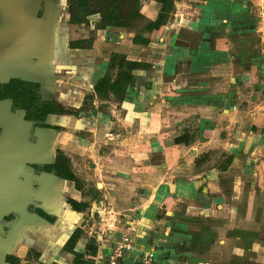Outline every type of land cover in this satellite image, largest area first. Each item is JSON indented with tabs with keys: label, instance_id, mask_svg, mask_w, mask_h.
<instances>
[{
	"label": "crops",
	"instance_id": "obj_1",
	"mask_svg": "<svg viewBox=\"0 0 264 264\" xmlns=\"http://www.w3.org/2000/svg\"><path fill=\"white\" fill-rule=\"evenodd\" d=\"M40 1L38 3L36 0V6L31 0H0V56L8 54L10 58L5 67L0 62V82L3 78L10 80L14 76L49 87L60 85V92L68 98L67 102L79 104V100L76 101L75 98L92 94L94 85L106 72L109 55L119 53L148 66L145 70L134 73V82L120 102L121 111H126V114L128 112L125 107L129 106L137 112L155 104L173 109L172 97L185 95L192 100L193 94L197 96L214 86L226 88L230 84L233 89L226 94L228 98L233 96L240 101V97L244 96L249 102L248 109L254 106L250 114L252 122L226 124L224 128L215 126L213 130L207 127L202 132V139L197 136V142L210 150L221 148L229 155L233 154L232 151H239L238 155L244 154L245 160L233 159L232 166L226 171L217 172L213 167L193 170L191 165H187L192 164L194 159L191 158L190 149L184 144L178 147L169 145L168 153L164 151L163 157L157 156L154 151L153 146L158 143L149 142L154 155L149 158V154L145 152L150 149H143L145 144L139 143V140L133 145L132 141L137 138L131 137L121 139L125 140L129 148H126V152H120L122 157H118L120 159L115 160L112 166L103 163L102 157L98 158L102 171L99 174L95 172V175L105 179L99 183L101 187L97 190L101 197L98 206L102 210L122 215L118 221L115 217H107V224L102 222L108 231H113V238L108 239L116 241L125 225L136 224L132 237L133 249L125 254L120 264H137L142 254L147 252L153 253L154 264H241L243 256H248L249 262L251 259L254 261L258 249L255 244L257 232L253 209L249 208L251 204L246 211L241 209L243 196L240 191L241 185L251 180L260 178L258 184L264 183L262 134L250 131L252 127L262 129L264 125V74L260 71L261 79L256 75L257 65L264 63V36L261 37L258 52L256 50L251 54L247 44L248 51L244 60L236 52L232 53L230 59L213 54L225 53L226 48H236L237 45L229 41L231 38L238 37L244 43L243 39L250 36L243 32L226 33V36L220 34L224 30L228 32L231 27L225 26V14L228 11L239 17L247 14L244 13L247 2L179 0V9L172 13L167 24L151 33H137H143L149 40L146 46L131 42L134 36L132 29L111 28L96 31L98 38L90 48L71 50L69 32L75 33L77 28L68 21L70 15L77 16L81 10L71 8L70 0ZM154 5L156 3L149 0L139 7V14L148 21H154L160 11ZM234 7L238 8L232 10ZM261 7L259 19L264 23V6ZM39 10L44 12L41 19L36 15ZM93 14H96L95 10ZM206 15L212 19L218 16L220 19L221 16L220 21H216V27H209L204 19ZM217 26H223L220 33ZM262 27L264 28V24ZM102 31L103 38L99 34ZM50 47L54 52L50 51ZM208 48L214 51L208 54ZM233 61H236L238 67L246 65L250 72L242 74L240 71L230 76L229 67H236ZM262 68L264 69V65ZM76 73L80 76H76ZM253 73L256 75L254 78L251 77ZM77 78L79 80L76 83ZM261 95L262 99L251 101V98ZM92 101L96 103L94 117L90 119L94 124L92 132L81 137V134L74 136L64 129L60 133L36 129L33 134L35 146L34 141L29 139V128L25 124L17 123L16 118H12V121L10 117L0 116V122L6 120L8 123L6 128H1L0 135V264H73V252L82 254L93 238L90 231L87 235L84 234L86 228L83 215L73 211L67 203L68 199L82 201V191L75 188L74 182L61 179L53 172L36 174L27 165L29 162L53 163L52 148H61L70 159L73 171H77L79 157L82 156L78 149L86 150L91 146L88 149L91 153L96 144L99 146L103 141L105 144L107 142L106 145L112 144L114 140L116 143L120 141V137L110 134L108 130L113 122L118 124L119 120L114 116L115 110L105 115L97 105L109 104L108 101L97 97L92 98ZM201 103H206V100H201ZM188 106L191 105L184 103L185 110L192 108ZM3 107H0V111L12 113L9 102ZM126 114L124 118L128 115ZM87 118L92 117L89 115ZM125 123V120L119 122ZM136 124L140 126L137 122ZM99 128L108 134L97 139ZM230 128L231 133L227 134L231 138L225 137V131ZM42 136L46 139L41 138ZM55 136V145L49 146L52 141L47 139ZM88 136H92L91 142ZM123 144L124 142L121 143ZM41 145L46 147L44 153ZM198 154L196 153L197 157L200 156ZM178 155L187 164L175 169L173 165L177 162ZM88 157L91 159L92 154ZM206 162L207 159H204L197 167ZM227 177L236 179L233 188L229 190L224 189L222 184V178ZM261 189L264 191L263 187ZM34 209L42 210L54 221L40 217L34 213ZM130 213H134L135 218H131ZM90 214L93 216L92 212ZM77 228L83 233L81 232L72 252L67 251L66 242ZM112 242L108 240L97 246L96 254L100 252L107 255ZM261 252L260 255L264 258V253ZM96 254L86 258L93 262ZM251 264H257V261Z\"/></svg>",
	"mask_w": 264,
	"mask_h": 264
},
{
	"label": "rangeland",
	"instance_id": "obj_2",
	"mask_svg": "<svg viewBox=\"0 0 264 264\" xmlns=\"http://www.w3.org/2000/svg\"><path fill=\"white\" fill-rule=\"evenodd\" d=\"M136 1L139 2L138 7L136 6L137 4ZM148 1L149 0H118L119 4L113 6V8H116L115 10L121 14V17L123 18V20L125 21L127 20V22L129 23L130 29L134 31V36L137 35V33L140 30H143V28L145 27V22L140 19V14L138 13V11L142 7V5ZM244 1L247 2L246 4L247 9H246V12H244L247 14L239 17V16H236L235 13H231L230 11H228L225 14V18L227 21L225 26L226 25L231 26L230 29L227 30L228 32L224 30L225 32L224 33L220 30L221 27L223 29V26L221 27L217 26V27H219L218 29L219 33L221 31L220 34H225V36H226V33L232 34L231 32H235V34H239L240 32H243V34L249 33L250 36H247L243 39L245 40L244 43H242L238 39V37L236 38L238 41L231 38L229 41L236 44L237 46L236 48H232V49L226 48L225 53H221V52L216 53V52H213L214 51L213 49L208 48L206 49V51H208V54L210 52H213L214 55L218 54V56H223L226 59H230L232 53L236 52V54L240 53V55L242 56V60H244V55L248 51L247 44H249L250 46L251 54L253 52L255 53L256 50L258 52V48H260L261 46V37L264 36V28L262 27L264 23L261 22L259 19L261 18V14H262L261 6H264V0H255V1L244 0ZM150 2H155L159 10H161L162 4L158 0H152V1L150 0ZM156 5H154L155 8H156ZM101 8H102V4L100 0H94V1L92 0L90 10H95L96 14L85 15L84 13H82V11H80L81 13L78 12L79 14L77 13L80 16V18L83 19V21L79 25V28H77L76 26L77 29H81V35L77 34L76 32L77 29L75 30V33L69 32L70 33L69 36H71V38L69 37L70 40H73L74 42H76L79 38H81L82 40L84 39V37L87 38L91 36L90 37L91 41H94L95 39L98 38L96 31L100 30L101 28L104 30H108L111 28L116 29V27H104L103 28L102 23L104 22V20L102 18H104V12L103 13L98 12ZM237 8L238 7H234L232 10H236ZM176 9H179V2L173 1L171 12L172 13L177 12ZM149 10L151 11L152 9H149ZM131 15H135V16L131 18L129 17ZM94 16H97V17L95 18ZM142 18H144V16H142ZM169 18H167V20ZM218 18L215 17L214 19H212L209 15L208 16L206 15V17H204V19H206L207 22L209 23V27L210 26L216 27V23H217L216 21L219 22L221 19V16H220V19ZM144 20L146 21V19ZM93 26H97L95 27L96 30L94 29L91 31V28ZM232 27H235V28H232ZM69 28L72 29L73 27H69ZM99 34L103 38V31ZM50 51L54 52L52 47H50ZM262 58L264 62V56H262ZM9 61H10V58H8V54H1L0 62H1L2 67H5L6 63L8 64ZM230 63L232 65V62ZM233 63L234 65H236V67L234 68L229 67L230 76H232V73L238 74L240 71H241L240 73L243 74L244 73L243 69L238 67L236 61H233ZM263 65L264 63H261V64H258L256 67L257 69L256 75L260 79H261L260 71L263 72L262 75L264 74V71H263L264 69L262 68ZM248 72H250V70H248ZM246 73L244 75L248 77V74L246 75ZM114 74L115 73L112 71L109 72L110 76H113ZM75 75L80 76L79 73H76ZM256 75L253 73L251 77L254 78L256 77ZM226 78H228V76ZM78 80L79 78H77L76 83L78 82ZM262 82L264 83V79L262 80ZM231 85L232 84H230V86L226 85V88H224L225 86H223V88L221 87L216 88V86H214V88H210L208 92L200 93L197 96H195L196 94H193L192 100H189L191 98L185 95L176 96L175 98L172 97L171 105L173 109L162 108L163 106H161L160 104L159 105L155 104L151 107L146 106V109H144V111L140 110V112L139 111L137 112L136 110H134V108L131 109L129 106V107H125L128 112L127 113L128 115H127L126 111L125 112L121 111L120 102H119L120 98H117V97L108 98V100L106 101H108L109 104H103L102 106L97 105L98 109L101 110L100 112L105 113V115L110 114L111 110H115L116 114L114 116L118 118L119 120L118 124H114L116 122H113V124L108 130L110 131V134H114L120 137V141H117L116 143V140H114L113 142H111L112 144L108 143V145H106L107 142L105 144L103 141L100 143L101 145L99 146L98 144H96L94 149L91 150V153L90 151H88V149L91 146L88 147L86 150L78 149V151L82 153V156L79 157L80 158V165L78 167L79 170L73 171V167H72V171L74 175L81 181V184H82V190H81L82 199L81 200L89 204V207L86 210H84L83 213H81V216L83 215L84 226L86 228L84 230L86 231L84 234L87 235L89 231L92 232L90 235L93 238L90 237L91 239L89 242H94L96 247L101 245L102 243L107 242L108 240H110L111 242V239H108V238H113V234H112L113 231L111 230L108 231L107 226L104 225L105 223L107 224L106 218L115 217L116 220L118 221V218L122 217L121 214L114 213V212L110 213L109 210H102L100 209V206H98L99 204L98 202L101 200V197L99 196L97 190L98 188L101 187L99 183L105 179L100 178L99 176L95 175V172L99 174V172L102 171V168H101L102 164H99L100 162L98 158L102 157L103 159L101 160H104L103 163H105L106 165L112 166L116 162L115 160L120 159L118 158L121 156L120 152H126V148H129L128 145L125 144V140L122 141L121 139L123 138L128 139L130 137L137 138L134 141H132L133 145L137 142L136 140H139V143L141 144H145L143 149H147V150L150 149L149 151L145 153H148L149 154L148 157L151 158L152 157L151 155H153L151 153L153 150L151 143H154V142L158 143L156 144V146H153L154 151L157 152V156L161 155L164 157V151L168 153V148L170 146L178 147L180 145V144L175 143V138L186 134V136L188 137V142L184 146L190 149L192 157L190 156V154L189 156L194 159L192 164H189L187 166L191 165L192 169L195 171H198L199 169L204 170V169L211 168V167L215 168L217 172H219V170L223 171L222 166H224L226 158L229 156H233L234 154L238 156L239 151L238 152L232 151L233 154L229 155L221 148L210 150L208 147L203 146L202 144L197 142V136L198 138L202 139L201 137L203 136L202 132L207 127H211V129L213 130L215 126H217V128H220V127L224 128L226 124L227 125L228 124H247L248 122L253 121V117L250 114H251V111H253L254 106H252V109L251 108L248 109L249 102L247 101L246 97L244 96L240 97V101H238L233 96H231V98L230 96L229 98L228 96H226V94L228 92H231L233 89ZM233 85L235 84L233 83ZM246 85L249 87L248 82ZM56 88H57V85H56ZM247 90L250 91L251 88H247ZM262 97L263 95L258 96V98L255 96V98H251V101L262 99ZM75 99L76 101L79 100L78 103L79 105H81L80 109H82L81 114H84V115L88 114L86 117H89L90 115L92 117L90 119H93L94 117L93 114H95V111H96V109L94 108L96 103L94 104V102L91 99H88L86 96H82L78 98L76 97ZM167 100L168 98L166 99V101ZM201 100H206V103H201ZM187 102L191 104H188ZM5 103L6 102L4 101H0V107L4 108L3 106ZM184 103L187 105H191V106H188V108H191V107L192 108L185 110ZM107 106H108V109H106ZM64 109L67 110V108L65 107ZM200 112H204V113H200ZM125 114L127 116L124 118ZM17 116H20L19 118H21L20 114H18ZM200 116H204V117H200ZM124 120L126 122L125 124H119V122L124 121ZM263 121L264 120H262V122ZM136 122L140 124V126L137 125ZM72 129H73L72 126H70L69 128H66V129L64 128V131L69 132L70 134H74V136H77V133L72 131ZM98 130H100V128ZM103 130H100L97 136V139L98 137L101 138V136H103L106 133L108 134V132H104ZM230 130L231 128L228 131H225L226 132L225 137H230V135L228 136L227 134L229 132L231 133ZM78 134L80 135V133ZM80 136L81 137L83 136V132L81 133ZM238 136L240 137L239 133H238ZM88 137H90V139ZM88 137L86 138L89 139V142H91L93 140L92 136H88ZM41 138H45V136H42ZM47 140L52 141V144H50L49 146L55 145L57 141V136H55V138L50 137ZM147 140H150V141L147 142ZM122 142H124L123 145H121ZM86 143L87 142H85V144ZM61 150L64 154H66V152L63 149ZM55 151L56 150L52 148L51 152H52L53 157H54ZM184 151H187V150H182V152ZM196 153L197 154L199 153L198 155L200 156L197 157ZM90 154H92L91 159H89L88 157ZM180 156L181 155H178L177 162H175V164L173 165L175 169H180L182 168V165L185 164V162L183 161V157H180ZM200 158L207 159V162L205 164H202V166H200L201 168L200 167L198 168L195 162L196 160ZM235 158L236 157H234V159ZM245 159L246 157L244 156V160ZM230 166L232 165L230 164ZM219 167L221 168L219 169ZM259 180L260 178L258 180H251V182H246L241 185L240 192H241V196H243L242 198L243 200L241 203V209L246 211V209H248V205L251 204L249 208L251 207L253 209L254 227L257 232L255 234V242H256L255 244L258 249V251L256 250L258 253H257V256H255L256 260L254 259V261L255 262L257 261V264H264V258L260 255L261 249H262L261 253H264V191L261 189L262 187L264 188V185H263L264 183L263 184L261 183L259 185L258 184ZM235 181L236 179H233L232 177H227L226 179L222 178V184H224V189L227 188L229 190L233 188ZM96 184L98 185L96 186ZM116 184H122V182H116ZM90 212L93 213V216H91ZM126 213L127 215H129L128 212ZM126 213H123V214H126ZM130 214H132L131 218H135L134 213H130ZM102 222H105V223H102ZM134 226L136 228V224H134ZM126 227L127 225L124 226L122 231H124ZM80 231L83 233L82 230ZM132 237H133V233H131L130 235L131 240H132ZM98 239H100V242ZM118 239H119V234L116 237L117 241ZM243 257L241 259V262H242L241 264H251V262H254L252 259L249 262L248 256L246 257L243 256Z\"/></svg>",
	"mask_w": 264,
	"mask_h": 264
},
{
	"label": "trees",
	"instance_id": "obj_3",
	"mask_svg": "<svg viewBox=\"0 0 264 264\" xmlns=\"http://www.w3.org/2000/svg\"><path fill=\"white\" fill-rule=\"evenodd\" d=\"M34 4H36V0H31ZM38 3L41 2L37 0ZM91 1L92 0H70V7L75 8L77 10H81L85 15L92 14L91 8ZM102 4V8L100 12H104V22L107 23L109 26L113 27H127L129 23L127 20H123L121 14L117 12L113 8V6L119 4L118 0H100ZM161 4V10L157 19L154 22H148L147 28L148 29H158L161 27L167 20L169 14L172 11V3L173 1L178 0H158ZM36 4V6L38 5ZM137 3V4H136ZM136 6L138 7L139 2L136 1ZM105 8V9H104ZM37 17H41L42 10H39L36 13ZM135 15H131L129 17L133 18ZM130 19V18H129ZM82 18H71V23H80L82 22ZM135 42L138 41V38L134 39ZM137 63L134 62H125L124 57L121 55H112L109 59V69L118 68V76L116 79L111 80L110 77H104L100 79L95 87V92L100 96H105L106 93L112 92L115 95L119 94L125 89V85L129 83L131 77L126 70H131L136 68ZM122 67H125L126 70H122ZM39 85L37 83L32 82H25L21 79H11L7 83L0 84V101L8 100L12 106L11 112L16 113L17 115H21V119L26 122H32L35 127H42V128H51L57 129L56 127L47 126L44 123L48 114L57 112L53 107L52 103L50 102H40L38 97ZM20 117V116H18ZM253 133H261L262 134V145L264 147V126L262 129H258L256 127H252L250 129ZM181 142H187L185 137L182 135L175 139V143L179 144ZM237 155L229 156L226 158L224 166H222V170L226 171L230 164H232L234 157ZM244 158V154L238 155L235 160ZM205 158H200L196 160V165L202 163ZM36 170L39 171V168L46 173L53 172L56 176L60 177L61 179L68 180L74 182L75 188L77 190H82L81 181L74 175L71 167V162L62 154H59L55 162L51 164H46L43 166H35ZM221 168V167H220ZM68 205L76 212H83L89 207L88 203L84 202H76L73 200H67ZM32 210V208H30ZM34 213L39 215L40 217L51 221L52 219L49 218L42 210L34 209ZM49 218V219H48ZM52 222V221H51ZM81 231L77 228L69 237L66 242L65 248L67 251H71L74 248V245L79 238ZM97 248L94 242H89L86 245V248L82 254L74 253V259L72 261L73 264H94L92 261L88 260L86 257H93L96 254Z\"/></svg>",
	"mask_w": 264,
	"mask_h": 264
},
{
	"label": "flooded vegetation",
	"instance_id": "obj_4",
	"mask_svg": "<svg viewBox=\"0 0 264 264\" xmlns=\"http://www.w3.org/2000/svg\"><path fill=\"white\" fill-rule=\"evenodd\" d=\"M94 1V0H93ZM179 1V0H178ZM92 2V1H91ZM235 5V4H234ZM92 11V14H93V10H91ZM99 13H103V12H100V10L98 11ZM43 10H42V15H43ZM83 13V12H82ZM138 13H139V11H138ZM62 14V13H61ZM92 14H88V15H92ZM42 15H41V17H38V19L40 18H42ZM158 15H159V13H158ZM172 15V12L169 14V16H168V18L170 17ZM72 17H74V18H80V17H78V15L77 16H75V14L74 15H70V17H69V21H68V23L70 24V25H73V26H77V28L79 27V25H80V23L78 22V23H71V18ZM158 17V16H157ZM103 20H104V18H102ZM140 19L141 20H143L144 22H145V27L143 28V30H140V31H142V32H144V33H151L152 31H154V30H159L163 25H165V24H167V22H168V20H166V22L161 26V27H159L158 29H148L147 28V23L148 22H154L153 20L152 21H145L144 20V18H142V15L140 14ZM102 25H103V28L104 27H113V26H109V25H107V23H105V22H103L102 23ZM95 27H97V26H94V28L92 29V30H94L95 29ZM117 28V27H116ZM118 28H123V29H126V30H130V26H127V27H118ZM91 30V31H92ZM96 30V29H95ZM101 30H103L102 28H101ZM76 32H77V34H79V35H81V30L80 31H78V30H76ZM93 32H95V31H93ZM139 33V32H138ZM91 36H89V37H87V38H85L84 37V39H82L81 40V38H79L76 42H74L73 40H70L69 41V47H70V49L71 50H76V49H87V48H90L91 47V45H92V43L94 42V41H91V38H90ZM135 38H138V41L137 42H135L134 41V39ZM234 40H236L237 41V39L236 38H233ZM131 42L133 43V44H136V45H142V46H146V45H148V43H149V40L148 39H146L145 38V36L143 35V33H141L140 35L139 34H137V35H135L134 37H132V39H131ZM116 54H118V55H121V56H123L124 57V60H125V62H134V63H137V66H136V68H134V69H131V70H126V68L125 67H122V70H126V71H128V73H129V75H130V77H131V79H130V81H129V83H127L126 85H125V89L122 91V92H120L119 94H114V93H112V92H108V93H106V95L105 96H100V95H98L96 92H95V90H94V88H93V92H92V94H87L86 95V97L88 98V99H91L92 100V98H94V97H97L98 99H100V100H102V101H106V100H108V98H110V97H117V98H120V101L119 102H122L123 100H124V97H125V95L127 94V91H128V89H129V87H130V85L134 82V80H133V78H134V73L136 72V71H142V70H145L148 66L147 65H145V64H143V63H141V62H138V61H135V60H131V59H128V57L125 55V54H119V53H111L110 55H109V58H108V64H107V68H106V72H105V74L100 78V79H102V78H104V77H110L111 78V80H114V79H116V77L118 76V72H119V70H118V68L116 67V68H114V69H109V59L112 57V55H116ZM240 67L243 69V72H248V70H247V66L246 65H240ZM246 69V70H245ZM110 71H112V72H114L115 74L113 75V76H110L109 75V72ZM12 79H19V78H12ZM99 79V80H100ZM11 80V79H10ZM9 80V81H10ZM21 80H23V79H21ZM98 80V81H99ZM24 81V80H23ZM97 81V82H98ZM25 82H32V83H37V82H35V81H32V80H26ZM96 82V83H97ZM1 84V83H0ZM38 85H39V91H38V97H39V99H40V102H50V103H52V105H53V107L55 108V110L57 111V112H54V113H51V114H48L47 115V117H46V119H45V121H44V123L43 124H45V125H47V126H50V127H56L57 129H51V128H42V127H35L34 126V124L32 123V122H30L31 124H27L28 126V128H29V130H28V132L30 133V137H29V139L30 140H33L34 141V146H35V139L33 138V134H34V131L36 130V129H44V130H51V131H53V132H55V133H60V132H62L63 131V129L64 128H69L70 126H72V128L73 129H76V131H74L75 133H82L83 132V134H85V133H90V132H92L93 130L92 129H94V124L92 123V121L90 122V118H87L84 114H81V110L82 109H80V106L81 105H79V104H77V103H68L67 101H68V98L62 93V92H60L61 91V88H60V85H57V88H56V85H53V86H46V85H43V84H41V83H37ZM96 85V84H95ZM95 85H94V87H95ZM5 101H8V100H5ZM9 103H10V101H8ZM64 107L65 108H67V110L66 109H64ZM12 108V106H11V104H10V109ZM69 108V109H68ZM72 117V118H71ZM86 119V120H85ZM87 119H89L88 121H87ZM1 132H2V130H1V128H0V135H1ZM184 137H185V139L187 140V142H188V137L186 136V134H184L183 135ZM179 137H181V136H179ZM178 138V137H177ZM176 139V138H175ZM30 142H32V141H30ZM30 142H28V143H30ZM187 142H181V143H179V144H184V145H186L187 144ZM26 144V143H25ZM42 146V152L44 153L45 151H46V147H45V145H41ZM36 147H34V149H35ZM40 148V147H39ZM39 148H38V150H35V152L37 151H39ZM55 152H54V159H56V157L59 155V154H62V156H65L66 157V154H64L63 152H62V150L61 149H59V148H55ZM31 152V151H30ZM28 153V154H31V153ZM36 152V153H37ZM27 153V152H26ZM56 153H57V155H56ZM67 158V157H66ZM69 159V158H68ZM70 161V160H69ZM29 162V161H28ZM54 162H55V160H54ZM26 164V163H25ZM48 164H51V163H48ZM27 165L28 166H31L32 168H33V170H34V172L36 173V174H39V173H44V171L43 170H41L40 168H39V171H37L36 170V168H35V166H37V165H39V166H43V165H46V164H44V163H31V162H29V163H27ZM72 167V166H71ZM68 200H72V199H68ZM74 201V200H73ZM80 202H82V201H80ZM84 203H87V202H84ZM74 211V210H73ZM76 212V211H75ZM78 213H83V212H78ZM49 217V216H48ZM49 218H51V217H49ZM48 218V219H49ZM52 220V222L54 221V219L53 218H51ZM49 221V220H48ZM50 221V222H51Z\"/></svg>",
	"mask_w": 264,
	"mask_h": 264
},
{
	"label": "built area",
	"instance_id": "obj_5",
	"mask_svg": "<svg viewBox=\"0 0 264 264\" xmlns=\"http://www.w3.org/2000/svg\"><path fill=\"white\" fill-rule=\"evenodd\" d=\"M136 228L134 224L129 223L126 229L119 233L118 241H111L109 253L103 255L100 252L94 257V264H120V261L124 258L125 254L133 249L132 240L130 238L131 233H135ZM100 242V239H98ZM137 264H154L153 253L147 252L137 261Z\"/></svg>",
	"mask_w": 264,
	"mask_h": 264
},
{
	"label": "water",
	"instance_id": "obj_6",
	"mask_svg": "<svg viewBox=\"0 0 264 264\" xmlns=\"http://www.w3.org/2000/svg\"><path fill=\"white\" fill-rule=\"evenodd\" d=\"M12 78H18V77H12ZM19 79H21V78H19ZM9 81V79H7L6 80V78H3L2 79V81L0 82L1 84H3V83H7ZM4 102H8V101H4ZM0 116L1 117H10L11 119L12 118H16L18 121H17V123H19V124H25L26 126H28L27 124H31L30 122H26V121H24V120H22L21 118H19L18 116H17V114L16 113H6V112H2V111H0ZM12 121H13V119H12ZM7 121L6 120H3V121H1L0 122V128H6V126H7Z\"/></svg>",
	"mask_w": 264,
	"mask_h": 264
}]
</instances>
